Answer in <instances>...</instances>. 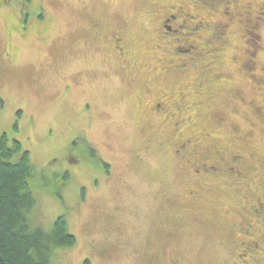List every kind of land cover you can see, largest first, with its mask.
Returning a JSON list of instances; mask_svg holds the SVG:
<instances>
[{"label": "rangeland", "instance_id": "rangeland-1", "mask_svg": "<svg viewBox=\"0 0 264 264\" xmlns=\"http://www.w3.org/2000/svg\"><path fill=\"white\" fill-rule=\"evenodd\" d=\"M240 2L253 14L261 8L258 39L249 40L247 25L228 15L219 52L204 53L213 77L219 75L205 88L197 86L194 61L187 62L193 52L172 54L150 42L144 31L149 12L131 0H35L49 18L37 26L42 38L35 37L31 18L41 21L43 7L0 0V136L18 140L30 154L33 223L49 231L63 214L76 238L72 247L55 252L56 264H82L86 258L91 264H169L171 256L179 257L178 264H264V255L258 262L249 252L241 256L244 251L232 241L239 236L227 226L250 216L240 195H249L253 184L232 189L215 176L198 181L193 171L176 168L170 147L178 137L190 139L183 155L213 144L214 158L229 161L234 153L254 168L258 154L264 157V125L251 114L244 117L246 104L264 105V89L245 75L264 67V0ZM182 5L183 12L196 14L190 0ZM94 19L121 24L136 43L134 54L120 60L98 45L87 28ZM187 32L162 33L170 47H180L176 38ZM198 34H205L203 28L189 37ZM178 58L186 69L166 75L165 67H174ZM246 60L254 67L248 73L241 66ZM163 90L184 96L183 130L173 132L153 114L152 96ZM214 108L224 113L222 125L210 117ZM230 125L243 137L232 141ZM64 171L69 176L55 191ZM198 189L202 194L194 196Z\"/></svg>", "mask_w": 264, "mask_h": 264}, {"label": "flooded vegetation", "instance_id": "flooded-vegetation-1", "mask_svg": "<svg viewBox=\"0 0 264 264\" xmlns=\"http://www.w3.org/2000/svg\"><path fill=\"white\" fill-rule=\"evenodd\" d=\"M131 1L148 10V20H150V26L148 25L144 31L150 32L151 35L149 36V40L150 42L155 41L156 47H160L164 51L172 52V54L188 53L189 51L193 52L192 55L187 57V62L191 60L194 61V63H192V68H195V71L200 75L197 86L200 87V83L203 86L205 83V88H208L219 75L213 77L214 72L210 68L204 53L214 55L219 52V48L224 43V37L229 28L228 15H231V19H235L237 24L240 22L244 26H248L252 20L256 23L255 29H257V25L260 23L261 19L260 10L253 14L250 12L248 4L241 3L240 0H190L192 9L196 12L195 15H192L189 12H183L182 3L184 0H179L178 2L170 0ZM30 3L38 8H44L41 15V21L36 20L34 17L31 18L32 30L37 31L34 34L35 37L42 38L41 34L38 33L40 28L37 26L40 27L43 23H45V25L47 24V20H49L46 13L47 10L43 5L35 4V0H28V4ZM229 4L230 7H232V10L227 6ZM200 11H203V14H201ZM180 16H184V18H182V23H179L178 20ZM215 16H218L217 20L214 18ZM187 20H189V23ZM16 24L17 21L15 25ZM173 25L175 27H173ZM15 28H17L18 31L20 30L21 36L27 35L18 27ZM87 28L96 35V43L98 45L108 47L117 59L123 60L127 55L132 56L134 54L133 47L136 46V43L128 38L125 31L122 29L121 24L118 27H110L105 26L101 20L94 19L89 21ZM182 28L188 29L187 34H184L188 35V37L185 36L183 39L176 38L177 42L181 41L180 47H170V41L164 38L162 32L165 34L169 32H178ZM200 28H203L205 34L203 36L198 34L195 38L191 39L189 35L197 33ZM245 31H247V28ZM257 39L258 34L254 37V42H256ZM50 41L52 42V40ZM139 45L142 46L143 44L139 42L137 46ZM168 47H170V49H168ZM144 49L147 50L148 47H145L144 45ZM250 53L251 52L249 51V54ZM167 61L173 62L172 60ZM173 65L174 67H165L164 73H166V75H174L175 72L186 69L184 59L178 58L177 63H174ZM241 66L242 70L245 72L254 69L253 61L251 60L249 63H247L246 60ZM257 72L262 75H258V73H254L253 71H251L248 75H245L253 83L255 88L263 90L264 67L260 66ZM169 90L171 91V89ZM167 93H169L167 90H163L161 94H154V96H152V103L154 107V111L152 110L153 114L157 117V119L161 120L160 122H165V124L169 125V129L173 132L180 130L179 128L183 130L181 126L185 123L186 118H184L182 110L186 106L187 102L184 96L180 95L178 92L174 95V97L169 96ZM238 100H240L239 97ZM246 105L249 113L244 114V117L246 118L248 114H251V116L261 125H264V105H262V103L254 102H250ZM223 114L224 113L221 111V108H214L210 113V117L215 124L222 125L225 123V117ZM229 130L231 132L230 139H232V141H237V137L239 136L243 137L241 130L237 129L236 126L230 125ZM176 135L178 136L179 134ZM231 136H235L236 139ZM180 137L182 136L180 135ZM188 142H190V139L178 137L176 141L173 139L170 143L174 164L179 171H184L186 168L189 169V172L190 170L193 171V176H195L198 181L199 179H204L210 176L219 177L224 181L223 183L225 186H229V183H231L233 185L232 189H238L239 185H243L241 183L253 184V187L251 188L252 192H250L249 195H247V193L245 195H240L241 198L244 197V199L247 200V213L250 216L245 217L241 215L240 222H232V224H228L227 222V226L234 228L239 236V239H233L232 241L237 243V247L244 251L241 256H245V254L249 252L250 254H253V256H251L252 261L258 262L259 257L264 255V247L262 246L264 237V157L258 154L257 168L248 164V162L244 159V156L240 159V156L234 153L231 154L229 161H222L214 158V156L218 153L216 152L213 144H208L206 148L200 147L198 150L194 149L187 151L186 154L183 155L182 153L185 149V145ZM90 149L91 154L94 155L95 148L91 147ZM248 149L249 148H246L243 152H247ZM197 156H199V162L196 160L194 162L197 163L192 164L194 162H191L190 159L197 158ZM105 166L108 167L107 164H105ZM68 172L69 171H64L61 176L64 175L65 179H67L69 176ZM251 173H254L256 178H251ZM254 184H257V186ZM195 192L196 194L194 196L202 194L201 189H198ZM210 228H212V226ZM253 252H256V254ZM178 260V256H171L168 259V263L178 264Z\"/></svg>", "mask_w": 264, "mask_h": 264}, {"label": "trees", "instance_id": "trees-1", "mask_svg": "<svg viewBox=\"0 0 264 264\" xmlns=\"http://www.w3.org/2000/svg\"><path fill=\"white\" fill-rule=\"evenodd\" d=\"M255 27L256 23L251 20L247 26L249 40H253L256 36ZM34 175L35 170L29 152L23 149L18 140L9 141L6 135L2 134L0 136V264H56L55 252L72 247L76 243V238L70 233L63 214L55 218L49 231L33 223L32 215L37 200L30 183ZM65 181L63 175L59 182L52 186L53 189L58 191ZM82 264H91V262L86 258Z\"/></svg>", "mask_w": 264, "mask_h": 264}]
</instances>
